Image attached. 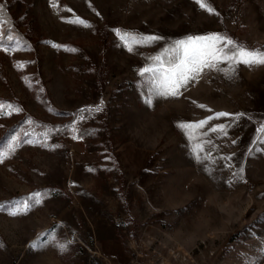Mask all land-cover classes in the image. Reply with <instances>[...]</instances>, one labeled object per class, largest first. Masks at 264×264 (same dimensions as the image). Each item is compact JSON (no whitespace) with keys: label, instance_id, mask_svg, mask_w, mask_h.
Segmentation results:
<instances>
[{"label":"rangeland","instance_id":"374dc122","mask_svg":"<svg viewBox=\"0 0 264 264\" xmlns=\"http://www.w3.org/2000/svg\"><path fill=\"white\" fill-rule=\"evenodd\" d=\"M204 2L0 0V264H264V65L142 74L264 51V0Z\"/></svg>","mask_w":264,"mask_h":264},{"label":"snow or ice","instance_id":"6c2138e0","mask_svg":"<svg viewBox=\"0 0 264 264\" xmlns=\"http://www.w3.org/2000/svg\"><path fill=\"white\" fill-rule=\"evenodd\" d=\"M197 3L201 8L207 7L204 0H197ZM207 10L209 12L213 11L210 7ZM79 22L81 24L85 23L82 20ZM117 34L126 44H128L129 40H131L132 44L141 43L131 33L125 32L121 34L117 31ZM156 39L158 38L154 36L145 38L146 41H155ZM221 43L227 47V51L219 47ZM128 50L132 51L131 44H129ZM169 55L170 59L167 61L169 67L165 68L161 58L156 57L159 68L155 70L151 68L143 69L142 74L151 71L161 72L162 83L167 88L164 94L172 96L178 94L179 88L188 81L190 74L199 73L204 68H214L222 60L243 63L249 66L264 65V51L247 49L218 34H212L207 37H189L187 40L178 41L175 47L170 50ZM218 115L226 116L229 114L219 113ZM25 206L27 207V204ZM61 247L63 248V246Z\"/></svg>","mask_w":264,"mask_h":264},{"label":"built area","instance_id":"2783aa9c","mask_svg":"<svg viewBox=\"0 0 264 264\" xmlns=\"http://www.w3.org/2000/svg\"><path fill=\"white\" fill-rule=\"evenodd\" d=\"M76 239H77L76 235H72V236H71V242H75Z\"/></svg>","mask_w":264,"mask_h":264}]
</instances>
